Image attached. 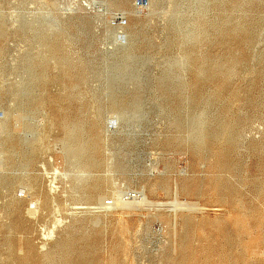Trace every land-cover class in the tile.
I'll list each match as a JSON object with an SVG mask.
<instances>
[{"label":"rangeland","instance_id":"obj_1","mask_svg":"<svg viewBox=\"0 0 264 264\" xmlns=\"http://www.w3.org/2000/svg\"><path fill=\"white\" fill-rule=\"evenodd\" d=\"M92 262L264 264V0H0V264Z\"/></svg>","mask_w":264,"mask_h":264},{"label":"bare ground","instance_id":"obj_2","mask_svg":"<svg viewBox=\"0 0 264 264\" xmlns=\"http://www.w3.org/2000/svg\"><path fill=\"white\" fill-rule=\"evenodd\" d=\"M55 187V186H54ZM55 188H58V187H55ZM53 189V188H52ZM56 190V189H55ZM57 192V191H56ZM55 196H57V195H55ZM50 202V201H49ZM126 205V204H125ZM133 205V204H132ZM132 205H130V206H132ZM135 206V205H134ZM180 207V206H179ZM119 208V207H118ZM125 208V207H124ZM130 208V207H129ZM123 209V208H122ZM131 210V209H130ZM137 210V209H136ZM140 210V209H139ZM175 210V209H174ZM173 216V215H172ZM171 216V217H172ZM178 217V216H177ZM173 218V217H172ZM189 221V219H187V222ZM190 223V222H189ZM55 230V229H54ZM53 230V231H54ZM55 232V231H54ZM30 251V250H29ZM89 255V254H88ZM87 257V256H86ZM24 261V260H23ZM90 261V260H89ZM89 263V262H88ZM93 263V262H92ZM94 264V263H93Z\"/></svg>","mask_w":264,"mask_h":264},{"label":"built area","instance_id":"obj_3","mask_svg":"<svg viewBox=\"0 0 264 264\" xmlns=\"http://www.w3.org/2000/svg\"><path fill=\"white\" fill-rule=\"evenodd\" d=\"M139 3V2H138Z\"/></svg>","mask_w":264,"mask_h":264}]
</instances>
